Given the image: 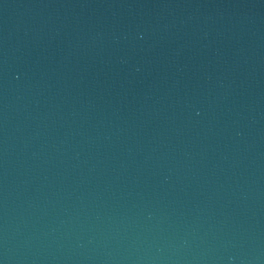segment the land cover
I'll use <instances>...</instances> for the list:
<instances>
[{
    "label": "water",
    "instance_id": "obj_1",
    "mask_svg": "<svg viewBox=\"0 0 264 264\" xmlns=\"http://www.w3.org/2000/svg\"><path fill=\"white\" fill-rule=\"evenodd\" d=\"M0 264H264V0H0Z\"/></svg>",
    "mask_w": 264,
    "mask_h": 264
}]
</instances>
